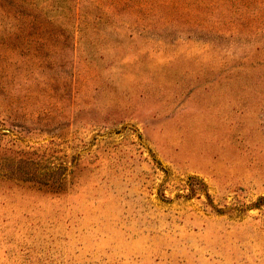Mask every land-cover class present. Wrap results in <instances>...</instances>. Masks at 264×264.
I'll use <instances>...</instances> for the list:
<instances>
[{"label":"rangeland","instance_id":"obj_1","mask_svg":"<svg viewBox=\"0 0 264 264\" xmlns=\"http://www.w3.org/2000/svg\"><path fill=\"white\" fill-rule=\"evenodd\" d=\"M0 264H264V0H0Z\"/></svg>","mask_w":264,"mask_h":264}]
</instances>
